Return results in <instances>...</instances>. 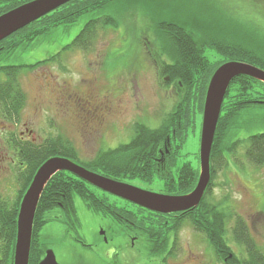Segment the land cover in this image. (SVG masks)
<instances>
[{"label": "trees", "instance_id": "trees-1", "mask_svg": "<svg viewBox=\"0 0 264 264\" xmlns=\"http://www.w3.org/2000/svg\"><path fill=\"white\" fill-rule=\"evenodd\" d=\"M32 1L35 0H0V16ZM201 1L73 0L0 43V118L7 123H13L18 121L26 103L25 94L18 81L19 74L30 66L5 65L3 61L27 49H34L36 45L49 39L55 30H67L79 22L82 23L79 33L63 50L79 48L87 51L94 40L96 29L116 28V22L108 11L114 9L128 11L129 8L134 11L139 8L144 19L142 29L146 31V35L151 34L152 37L151 43L145 39L144 43L148 45L149 51L151 49V57L161 66L160 71L166 77V86H175L178 103L184 107V117L181 116L182 113L177 114L178 120L175 122L163 121L162 126L156 129L137 125L134 137L128 145L101 151L90 162H80L81 164L75 162L77 158L74 150L66 140L55 138L38 144L34 139L31 140L32 133L26 129V135L31 134L30 138L27 141L19 139L15 148L16 182L20 190L12 203L5 201L0 194V264L13 262L19 205L35 173L47 160L53 157L69 159L91 172L132 186L134 183L151 184L155 176H164V173L159 174L154 170L151 157H155L156 150L161 148L167 137L171 141L170 148H179L185 143V132L193 122L188 119L191 116L189 109L194 108L200 115L202 114L206 94V89L203 88L214 71L227 62L259 65L257 68L264 70L262 60L264 56L258 57L253 55V51L229 46L217 38L229 30L227 29L229 24L224 22L222 29L219 21L221 16L218 15L220 10L216 12L213 4L207 7L206 3ZM236 1L228 0L233 6ZM256 1L245 0L246 8L252 10ZM205 6L206 9L203 8ZM225 15L230 21L236 19L231 18L230 14ZM200 21L202 23L199 25ZM205 30L211 37L205 35ZM203 50L216 51V54L225 57L224 62L212 68V65H208L207 60L202 57ZM57 55L35 66L50 62ZM162 60H166V63ZM201 72L202 81L204 78L202 90V82H198L199 86H193L192 83V78ZM198 79H201V76ZM254 88L261 92L264 85L247 77H239L229 86L221 106L211 148L210 180L216 170L224 167L236 146H245V157L250 163L264 166V132L248 134L242 140L237 138L240 129L236 126L244 117L243 110L249 109V105L256 104L249 99ZM227 138L230 146L224 147ZM177 163L174 167L175 179L173 181L167 179L170 181L167 184L165 179H159L158 182L162 183L166 194L170 196L189 194L197 182L194 170H190L187 165L180 167ZM208 187L195 209L185 213L162 215L105 194L67 172L58 173L45 187L36 209L28 264H38L43 258L48 245L45 241L46 236L43 235L49 234L44 228L46 225L52 227L57 223V228L62 229L61 232L65 231L66 240L71 237L69 233L78 238L80 222L75 208L76 199H79L93 216L110 222L112 230L118 236L123 233V238L135 237L134 242L141 243L146 249V254L152 257L150 258L152 260L145 264H152L160 258L168 259L171 256L170 235L173 233L171 231L175 232L184 223H188L191 230L205 240L207 249L210 248L217 263L221 261V264H264V252L256 248L247 226L239 219L232 229V240L242 249L245 258H239L241 255L229 249L225 240L226 229L224 230L227 216L212 204H206ZM74 237L71 239L74 240ZM77 257L81 263L88 264L82 256ZM106 261L102 260L101 263L107 264Z\"/></svg>", "mask_w": 264, "mask_h": 264}, {"label": "rangeland", "instance_id": "rangeland-1", "mask_svg": "<svg viewBox=\"0 0 264 264\" xmlns=\"http://www.w3.org/2000/svg\"><path fill=\"white\" fill-rule=\"evenodd\" d=\"M202 1L207 7L213 4L216 12L220 10L218 15L221 16L219 21L222 29L224 22L229 24V30L218 36V39L229 46L253 51V55L258 57L264 56V0L253 3L252 10L246 8L245 0H237L235 6L229 4L228 0ZM203 8L206 9V6ZM140 11L139 8L134 11L130 8L128 11H108L116 22V28L96 29L94 40L87 51L79 48L63 50L79 33L82 27L79 22L67 30H55L49 39L36 45L34 49H27L3 61L5 65L30 66L19 74L18 81L26 103L18 121L7 123L0 118V194L5 201L14 202L20 190L16 182L15 148L19 139L27 141L30 138L31 134L26 135V129L32 133L31 140L34 139L38 144L55 138L66 140L74 150L77 158L75 162L81 164L90 162L101 151L127 144L134 137L137 125L156 129L162 126L163 121L178 120L177 114L182 113L181 116L184 117V107L178 103L175 86H166L161 66L151 57V49L149 51L148 45L144 43V39L151 43L152 37L142 29L144 19ZM225 13L236 19L228 20ZM201 23L202 21L198 24ZM205 35L211 37L206 30ZM216 53L203 50L202 57L212 68L225 60V57ZM55 55L57 56L52 61L35 66ZM162 61L166 63V60ZM199 76L201 79L197 80ZM202 77L201 72L192 78L193 86H199L198 82H202L201 90L204 87ZM207 86L208 83L203 89H207ZM63 90L72 95H80V98L85 96L94 104L100 105L98 113L90 117V124H84L81 118L76 117V109L67 108L55 101ZM261 97L263 98L260 99ZM249 99L256 104L243 110L244 117L236 126L240 129L238 140L245 139L248 134L264 132V90L260 92L254 88ZM189 114L191 116L188 119L193 122L185 132V143L174 150L171 157L172 168L174 170L177 162L180 167L187 165L190 170H194L198 179L202 114L194 108L189 109ZM229 143L227 138L224 147L230 146ZM159 179H165L167 184L175 179V175L171 171L164 173V176H155L151 184L134 183L133 186L167 195L162 183H158ZM209 183L205 201L227 216L224 230L226 229L225 240L229 249L241 255L239 258H245L242 249L232 240V229L239 219L247 226L256 248L264 252V166L250 163L245 157V146H236L233 154L228 156L227 163L221 170H216ZM74 202L81 222L79 237L87 243L95 241L97 238L94 231L82 230V223L86 222V217L93 220L98 218L88 212L79 199ZM54 224L56 226L44 227L49 233L43 234L46 236L45 241L52 243L54 239L61 244L66 240L65 234L61 232L62 229L57 228V223ZM171 233V256L168 259L160 258L152 264H221V261L217 263L214 259L210 248L207 249L205 240L191 230L188 223ZM68 241L72 242L71 237ZM51 243L47 245V249L51 248ZM52 249L61 264H83L74 254L68 260L67 255L63 258L61 249ZM83 249L89 252L87 247ZM90 258L103 264L96 257ZM112 258L111 264H145L152 260L141 243H132L130 240L124 242L122 250H117Z\"/></svg>", "mask_w": 264, "mask_h": 264}, {"label": "water", "instance_id": "water-1", "mask_svg": "<svg viewBox=\"0 0 264 264\" xmlns=\"http://www.w3.org/2000/svg\"><path fill=\"white\" fill-rule=\"evenodd\" d=\"M71 1L73 0H35L3 14L0 16V43ZM238 77H247L264 85V71L245 63L227 62L212 74L202 110L199 175L189 194L168 196L153 193L91 172L69 159L53 157L40 166L21 199L16 219L12 264H28L33 222L39 200L49 181L61 172H67L105 194L149 212L172 215L195 209L210 181V153L221 106L231 82ZM38 264L59 263L54 252L47 250Z\"/></svg>", "mask_w": 264, "mask_h": 264}, {"label": "flooded vegetation", "instance_id": "flooded-vegetation-1", "mask_svg": "<svg viewBox=\"0 0 264 264\" xmlns=\"http://www.w3.org/2000/svg\"><path fill=\"white\" fill-rule=\"evenodd\" d=\"M80 97H81L80 95H72L71 93H67L66 90H63L59 93L58 99L55 101L57 103L66 105L67 108L76 109V113H77L76 117L81 118L84 121V124H90V122H92V120H90V117L92 115H96L98 113V111L100 109V105L94 104L93 102H91L90 99L86 98L85 96H82V98H80ZM80 103H81V105H80ZM99 118H97V119H99ZM130 141L124 145H128L130 143ZM170 144H171V141L169 140V138L168 137L165 138V143L162 144L161 148H158L156 150L155 157H153V156L151 157V163L153 164L154 170L156 172H159V174L161 172L162 173H168V172L170 173L171 171L174 174V170L172 168L171 157L174 155L175 149L170 148ZM120 145H118L114 148L111 147L107 150L117 149ZM124 145H121V146H124ZM94 217H96V216H94ZM96 218H98V219L93 220L92 218L89 219L88 217H86V222L82 223L83 224L82 230L89 229V230L94 231V235H96V238H97L95 241L91 240L90 243H87L84 240H82V238H80L79 235H78V239L75 238L74 240H72V242L65 240L64 242H61V244L59 241L52 239V243L49 241H46V244H48V245H50V243L52 244L51 248H48V249H51L52 251H53L52 247H56V248L61 249L62 252L64 253L63 258L65 255H67L68 260L74 254L76 256H82L84 259L91 261V262L97 263L92 258H90V256H93V257H96L99 261L107 260L106 261L107 264H110L109 262H111L112 257H113V255L116 254L117 250H119V248L124 247V242H128V240H130V242L133 243L136 240V238L135 237L128 238V236L123 238L122 237L123 233H121L118 236L112 230L110 222H108L107 220H102V218H100V217H96ZM92 226H93V228H92ZM79 230H81V222H80ZM63 232H65V231H63ZM100 233H102V235ZM69 235L71 236V238L74 237L73 233L72 234L69 233ZM86 247L89 249L88 250L89 252L84 251L83 248H86ZM94 248H97V250H94ZM48 249H46V250H48ZM45 251H44V253H45ZM93 253H95V254H93ZM56 260H57V258H56ZM57 262H58V260H57ZM58 263L61 264L60 262H58Z\"/></svg>", "mask_w": 264, "mask_h": 264}]
</instances>
